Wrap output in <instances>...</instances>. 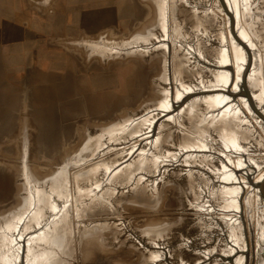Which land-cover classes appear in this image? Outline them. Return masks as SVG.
I'll return each instance as SVG.
<instances>
[{"label":"rangeland","instance_id":"obj_1","mask_svg":"<svg viewBox=\"0 0 264 264\" xmlns=\"http://www.w3.org/2000/svg\"><path fill=\"white\" fill-rule=\"evenodd\" d=\"M223 1L0 0V177L11 185L5 199L0 179V210L13 209L0 217V238L10 243L6 226L34 200L39 214L20 233L35 238L34 257L46 251L35 264H264V178L254 180L264 172V120L240 105L246 117L222 131L221 104L208 101L220 92L218 74L201 70L230 46ZM231 1L242 14L240 31L231 15L234 38L248 34L259 53L243 48L245 85L235 101L250 98L264 116L255 98L264 82L253 91L246 80L253 66L264 70V0ZM167 29L168 48L152 45ZM93 64L115 82L74 94L66 80L92 74ZM130 67L145 72L146 90L125 104L121 75ZM186 92L193 95L147 139L146 126L105 130ZM44 108L64 118L50 125ZM106 167L116 168L111 176Z\"/></svg>","mask_w":264,"mask_h":264},{"label":"bare ground","instance_id":"obj_2","mask_svg":"<svg viewBox=\"0 0 264 264\" xmlns=\"http://www.w3.org/2000/svg\"><path fill=\"white\" fill-rule=\"evenodd\" d=\"M227 1H230L229 6H227V4L225 5V3L223 1V7L224 8L222 7V9L221 8L218 9V12L224 18V25H225V29H226L225 30L226 33L224 36H222V39L225 40L226 37L229 36L230 46L222 47L223 53H220V58H219L220 61L219 62H214V65L208 64V63H203L204 68H201V70L205 71V69H208L209 72H216L218 74V75H216L218 77L217 84L215 85V87L213 89L219 88V89H215V90H219L220 92H215V93H213V95H210L208 101L221 104V108L218 111H221V109H223L222 112L224 114L219 117L220 120H218V122H216V124H220L222 131L227 130L229 133H232V131H230L229 129L234 126V123L241 121L242 117H246V115L243 114V112L239 111L240 105H242L244 107L245 113L247 112V113L252 114V115L256 113V115L261 117L262 120H264V116L262 114H259V111H257V109L254 108L250 98L245 99V100L243 99L242 100L243 103H240L239 101H235V100H237L236 98L238 97V95H236V94L239 93L241 91V88L243 87V85H245V82H239L245 73V69H246L245 68V62H247L246 56L243 52V48L245 49L247 46L252 54H254V52H255V55H259V53H258V51H255L256 44H253L254 42L251 41V38L248 36V34L244 35V37H245L244 39H248V40H246L247 42H244V41L242 42L240 40L239 36H236V38H234L235 36H233V33L235 31V28H234L235 24L231 25V21H232L231 15L237 16V20L235 23H236L237 31H240L238 20H240V17L242 14H241L239 5L237 6V4L231 0H227ZM28 5H29V3H28ZM159 13H160V16H162V17L164 16L162 25H165L166 22H168L169 12H168V5L166 6L163 1H162L161 9L159 10ZM208 13H210V12H208ZM160 25H161V23H160ZM169 32H170L169 29H167V31L165 33H163L161 37L155 36L157 39L155 38L156 40L154 41V43H152V45L163 44L162 47L166 46V49H167L169 42H170V33ZM242 32L243 31H241V34H242ZM220 39H221V37H220ZM235 39L240 43V46L242 45L241 48L238 44H236L237 41ZM231 42H232V46H231ZM223 44H224V42H223ZM256 49H257V47H256ZM232 56L234 58H232ZM72 59L76 60L77 56L73 55ZM206 66H208V67L205 68ZM211 66L213 67V69L210 68ZM91 69H93V73L90 75L82 74L79 77L72 78L71 80H68V81L66 80V82H72L73 83V89L72 90H73L74 94H78L79 92H82L83 91L82 87L89 89L90 83L93 85L94 88H99V87L109 86L110 84H112V82H115L114 77L112 75H110L107 72V70H105L103 68H99V66L97 64H93L91 66ZM252 69L255 72L254 78L253 79L249 78L246 80L248 81L250 87L254 91L255 89H259V82H264V70L262 68L260 69V67H255V66H253ZM257 69H259L260 72L257 71ZM223 72H225V73H223ZM257 74L263 76L262 80L259 79ZM145 77H146V74L144 71L141 72V71H137V70H131V67L127 69L126 74L121 75L122 82L120 83V85L122 83H125L123 86L124 99H125L124 103L125 104L133 103L134 101L137 100V98L140 95L144 94V92L146 90V85L142 84L141 82H146V81H143ZM249 77H252V76H249ZM127 79H131L132 81H128ZM126 82H128V83H126ZM129 83H131V84H129ZM263 89H264V87H263V83H262V90ZM196 92H199V91H196ZM117 93L119 94L118 89H117ZM186 93H187V95L186 94L185 95L180 94L174 98H172V96L161 97V99L158 102V103H160L159 107H155V108H152L149 110H145L140 115H138L134 118H130V119L127 118V120L122 122L121 124H111L105 130H106V132L115 133V132H118L119 130L125 131V130L133 127V125H135L134 130L132 131V133H134L135 129H138V127L141 128L143 126H146V128L143 131H141L140 133H141V137H144L145 139H147V138L152 136V133L157 128L161 119H163L164 117H166V119H169V114L173 113L175 111L176 107H178L181 103H183L186 100V97L189 98L188 96L193 95V94H191L192 92H186ZM255 98L259 100L260 104H262L264 101V90H263V92H260L258 95L256 94ZM235 109L236 110L238 109V110L235 111ZM215 111L216 110H214L213 115H214V113H216ZM44 112H45L46 116L50 117V125H55L54 116L56 114H59L58 117L64 118V113H62L61 110L55 112V111H51V110L48 111L44 108ZM77 115H82V113H77ZM226 115H228V116H226ZM229 118H231V119H229ZM58 139L59 138H56L55 140L57 141ZM61 141L63 143V140H61ZM151 142L152 141H150V143ZM231 144L234 145L235 148L238 149L237 151H239L243 154L247 153V151H248L247 150L248 147H246V146L243 147V146L237 144L235 139L231 142ZM133 147L134 146H132L131 148H133ZM24 148H25V145H24ZM26 148H27V146H26ZM35 150H38V148ZM37 152H35V153H37ZM230 157H233V156H230ZM250 161H251V159H250ZM249 165H251V164H249ZM254 165L256 167H259L258 163H254ZM114 167H106V169L107 168L111 169V171H109L110 176L112 175V170L116 169V168L114 169ZM239 169L242 170L241 167ZM241 170L236 169L234 171V173L240 172V174L241 173L246 174L247 172H249L248 170L245 171V169H244L245 173H243ZM116 173H114V174H116ZM263 178H264V172L260 171L258 174V177L255 178L254 180L261 182L263 180ZM0 179L3 182V184L5 185V189L6 190L8 189L7 190L8 195L5 197V199H8L10 197V194H11V185L9 183L10 177H8V174L6 173L5 177L4 178L0 177ZM19 189H20V187H19ZM32 193H33V196H35V192L32 191ZM24 200L25 199H22V201H24ZM33 202H34V200H32V202L29 204V205H31V207L29 208L27 213L25 214V212H23L19 216L20 219L17 222V224H14V225L8 224L6 226L8 232L13 231L15 234L11 235L12 237H11V239H9L10 243H8V242L6 243V240L2 239V237L0 238V264H35L37 261L34 259L36 258L38 260V255L46 254V251H44V253H38V254H36L37 257H34L33 256L34 253H32L33 252L32 248L36 243L34 240L35 238H33L31 236H29L28 238H25L20 233L21 230H25L27 228V225L30 223L31 215L34 214L36 216L39 214L40 210H39L38 206H33ZM17 209H19V208H16L15 210H17ZM12 212H13V209H10L8 211L0 210V217L4 218L6 216L8 219V214L12 213ZM20 221H22V222H20ZM47 223L48 222L44 221L43 225H46ZM41 224H42V222H39V223L36 222L34 226H38V228H39V226ZM51 225L52 224H49V226H51ZM55 225H56V223H54L52 225V227ZM28 226H30V224ZM46 230H48V229H46ZM50 230H52V228ZM55 230L56 229H54L52 231H55ZM41 236H43V233L38 234L36 239L41 238ZM261 236H262V239L264 240V231H262ZM9 246H11V247H9ZM232 251H233V249H230V250L226 251L225 253H230ZM49 261H50V257L48 258L47 262H49ZM239 262H241V259H239Z\"/></svg>","mask_w":264,"mask_h":264}]
</instances>
